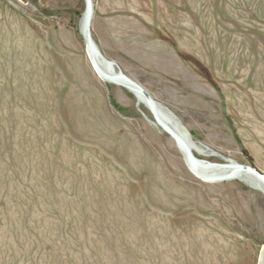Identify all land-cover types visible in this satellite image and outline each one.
<instances>
[{
	"label": "rangeland",
	"instance_id": "374dc122",
	"mask_svg": "<svg viewBox=\"0 0 264 264\" xmlns=\"http://www.w3.org/2000/svg\"><path fill=\"white\" fill-rule=\"evenodd\" d=\"M94 2L102 54L216 153L194 155L264 173V0ZM83 8L0 0V264H258L264 193L192 174L95 73Z\"/></svg>",
	"mask_w": 264,
	"mask_h": 264
},
{
	"label": "bare ground",
	"instance_id": "6f19581e",
	"mask_svg": "<svg viewBox=\"0 0 264 264\" xmlns=\"http://www.w3.org/2000/svg\"><path fill=\"white\" fill-rule=\"evenodd\" d=\"M88 7L89 5L87 0H84V8L81 12L78 21L79 31L82 36L86 31L87 25L90 26L92 21L90 19V13ZM101 63L103 65L102 61ZM99 75L98 77L106 82H108L109 79L116 81L117 82V83L115 82L116 85L126 87L127 90H129L136 97L137 104L143 105L152 115V119L150 122L154 126L160 128L162 131L168 132L169 135H171V138L173 139L176 147L183 155V159L185 161L186 166L189 167L188 169L196 177L200 179L203 177L208 180L207 182L213 183V182L221 181L222 177L229 176V178H225V179L236 178L264 193L263 181L252 170H247L242 168V166L239 165L240 163L230 158H226L230 160H223L224 162L222 163L207 164L206 162L201 161L202 159H199L194 155L196 159H198L197 164H195L194 166L190 165L188 162H186L188 160H185L186 151L187 148L189 147L192 148V151L197 150L199 153L207 156L215 155L216 153L213 150H210V152H208V150L206 149L207 146H205L206 148H204V146L201 145V143L193 140L191 136L188 135L187 132L181 127L180 122L174 116V114L170 109H168L166 106L156 101L153 97L152 98L154 99V101L149 100L136 87L129 85L124 79L117 77L118 72L116 70L108 69L105 72V75L103 74H99ZM221 158L223 157L221 156ZM260 251L261 253H259L260 255L258 259V264H264V243L261 246Z\"/></svg>",
	"mask_w": 264,
	"mask_h": 264
},
{
	"label": "water",
	"instance_id": "95a60500",
	"mask_svg": "<svg viewBox=\"0 0 264 264\" xmlns=\"http://www.w3.org/2000/svg\"><path fill=\"white\" fill-rule=\"evenodd\" d=\"M87 2H88V5H89L88 8H89V13H90V19L92 20L93 14H94L95 2H94V0H87ZM82 38H83L85 46H86V49H85L86 50V54L88 55V59L90 60L91 66L94 69V71L96 72V74L105 75V72L108 69L116 70L118 72V76L117 77L124 79L129 85H132V86L136 87L146 98H148L149 100L154 101V99L152 98L150 93L139 82L135 81L130 76L125 74L122 71V69L119 67V65H118V63L116 61L108 59L102 54V52L100 51L98 45L96 44V42L92 38L91 27L89 25H87L86 31H85L84 35L82 36ZM101 61L103 62V65H102ZM108 82L115 84L116 81H114L112 79H109ZM148 120L151 121L150 119H148ZM180 124H181V127L187 132V134L190 135L189 132L187 131L186 127L181 122H180ZM223 158H225V159H223ZM223 158H222V160H230V159H226V157H223ZM185 160H188L186 162H188L192 166L197 164L198 159H196V157L194 156L191 147L187 148L186 159ZM201 161L206 162L207 164H217V163H219V162H211V161L205 160V159H202ZM239 165L242 166V168H244V169L252 170L264 183V173L259 171L256 167L251 166V165H247V164H241V163ZM225 178H229V176L228 177H222V180L225 179ZM200 180L204 181V182L208 181L207 179H205L203 177ZM262 251H263V248H262ZM260 253H261V251H260ZM258 259H259V257H258Z\"/></svg>",
	"mask_w": 264,
	"mask_h": 264
},
{
	"label": "crops",
	"instance_id": "0c3cea01",
	"mask_svg": "<svg viewBox=\"0 0 264 264\" xmlns=\"http://www.w3.org/2000/svg\"><path fill=\"white\" fill-rule=\"evenodd\" d=\"M121 11H123L124 13H123V15H126V16H128V17H130V18H133V19H135V21H137V22H141V23H143L144 24V20L138 15V13H136V12H134L133 10L131 11V10H129V11H127V10H121ZM118 12V11H117ZM119 13H117L116 15H118ZM146 23V22H145Z\"/></svg>",
	"mask_w": 264,
	"mask_h": 264
}]
</instances>
